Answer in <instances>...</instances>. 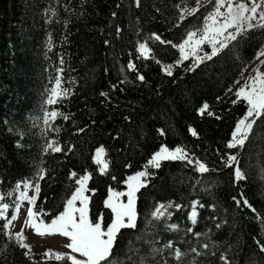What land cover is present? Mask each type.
I'll return each mask as SVG.
<instances>
[{
	"label": "trees",
	"instance_id": "obj_1",
	"mask_svg": "<svg viewBox=\"0 0 264 264\" xmlns=\"http://www.w3.org/2000/svg\"><path fill=\"white\" fill-rule=\"evenodd\" d=\"M201 4L181 20L196 0H0V202L10 205L9 217L21 182L39 183L33 211L50 221L88 173L89 215L102 213L106 226L112 220L105 206L109 188H124L128 176L144 170L136 227L117 237L118 264H264V117L242 147H227L247 108L233 103L232 89L264 48V28L239 35L211 60L198 63L190 52L177 65L175 46L212 11V3ZM209 49L202 45L198 57ZM57 77L59 92L67 94L47 104ZM204 103L214 115H200ZM53 111L61 115L43 131L42 116ZM50 139L61 151H45ZM161 144L182 147L187 159L149 165ZM101 147L104 172L94 161ZM231 155L237 159L228 166ZM189 160L204 161L208 171ZM236 164L243 179L235 177ZM193 202L195 223L189 218ZM168 203L170 216L154 219L157 206ZM4 223L0 219V264H68L23 261L27 249Z\"/></svg>",
	"mask_w": 264,
	"mask_h": 264
},
{
	"label": "snow or ice",
	"instance_id": "obj_2",
	"mask_svg": "<svg viewBox=\"0 0 264 264\" xmlns=\"http://www.w3.org/2000/svg\"><path fill=\"white\" fill-rule=\"evenodd\" d=\"M138 2V0H137ZM207 3H212V11L203 18V27L195 31L187 33V38L182 44L176 45L178 47L182 58L178 60L177 65L181 64L183 60L188 58L185 54V48L191 49V53L195 52L205 43L211 45V53H205L202 57H197V62H203L204 60H211L213 56L217 55L222 49L228 47L231 41L237 40V37L242 34H246L248 30L253 28H264V0H206ZM197 7H193L190 10H182L181 20L185 19L184 13L187 15H193L202 7L201 0H196ZM231 29L232 31H229ZM198 37V38H197ZM159 39V37H156ZM170 43V42H169ZM140 49L145 52L146 45L141 44ZM150 51V50H147ZM264 56V49L257 53L256 58L259 59ZM61 63L63 61L61 60ZM261 64H264V60H261ZM172 65L165 67V72L168 75H172ZM129 68H134L133 64H129ZM194 70V69H188ZM62 71V69H61ZM256 75L249 76L245 83L237 89L235 92L236 99L233 103L240 101L246 102L247 111L246 114L237 122L235 130L232 133V139L229 141L227 147L235 148L237 146H243L245 140L248 138L249 133L253 130V126L257 123V120L264 117V72H260L259 68L255 70ZM139 80L143 81L144 77L141 75L138 77ZM238 83V81H237ZM60 85V79H56V87L51 89L46 103L53 104L55 99L60 95H66L65 92H58L57 89ZM231 91V89H229ZM102 95H106L103 94ZM209 105L204 103L199 109L200 115L207 113L209 116L214 113L208 111ZM57 115H61L55 111L45 112V123L47 118H55ZM254 117V118H253ZM67 118V117H65ZM250 118H253L250 120ZM58 131V129H56ZM193 135H197L194 129L191 130ZM161 134H163L161 130ZM55 142L50 143L48 148L53 151H61L59 147L54 146ZM97 162L101 163V155L104 153V149L98 148ZM176 159H187V153L181 147L175 149H169L167 146H161L160 149L153 155L149 164L155 167H160V162L165 160H176ZM236 156L231 155L228 157L226 164L231 166V162L236 161ZM189 163H195L197 170L201 173L207 172V166L199 160H189ZM106 168L107 165L105 164ZM103 170V169H102ZM43 169L37 173L39 179H43ZM146 172H140L134 177H130L129 180L137 181L140 177L145 176ZM73 176L76 174L73 173ZM235 177L237 180L243 179V173L239 168L235 170ZM90 179L88 174L80 177L76 180L79 187L72 193L71 197L67 199L64 210L58 215L54 216L49 223H45L42 210L33 211L35 201L40 192V185L36 182L34 185L30 181L21 182L25 189L35 187L36 195L29 196L27 191H21L18 201H28L33 207H29L27 211V218L24 221L25 225L31 227L35 232L40 235H54L60 234L69 239V243L66 245L71 251L69 253L55 252L52 249H48L44 256L49 260L55 259L56 261H66L68 264H118V261L113 257L114 249L118 243L117 237L121 233L122 229L135 228L136 227V211H135V200L134 193L136 188L131 184L129 185V191L127 192L128 202L115 203L113 196L119 197L125 195V193H113L105 201L106 208L111 209L114 213V218L111 223H108L105 227L103 214H93L90 217V209L88 207L89 197L84 195L86 182ZM21 183H17L16 190L21 188ZM7 195H11L8 193ZM4 200V195H0V201ZM79 201L80 206H76V202ZM244 205L251 207L248 201L245 199L242 201ZM241 201H237L240 204ZM195 204H193V210L191 213V219L195 223L196 210ZM10 205L8 203L0 202V219L5 220L2 225L3 229H8L12 222L17 220L18 213L20 211V203H15V208L8 216V209ZM171 207V205H159L155 211L152 212L154 219H159L164 215L162 209ZM179 208V205H176ZM255 211V209H253ZM170 216V213H169ZM36 217H40L39 223L36 222ZM94 217V218H93ZM126 218V219H125ZM170 228L174 229L176 225H169ZM15 239L19 243V246L31 251V246L25 243L26 237L24 236L23 229L14 234ZM170 247L171 245H166ZM207 247V245H205ZM261 251H264V245H259ZM155 251V249H154ZM27 254V253H26ZM79 254V257L77 255ZM177 257L181 255L179 250L176 252ZM223 259V257H222Z\"/></svg>",
	"mask_w": 264,
	"mask_h": 264
},
{
	"label": "rangeland",
	"instance_id": "obj_3",
	"mask_svg": "<svg viewBox=\"0 0 264 264\" xmlns=\"http://www.w3.org/2000/svg\"><path fill=\"white\" fill-rule=\"evenodd\" d=\"M229 31H232L231 29H229ZM187 38V37H186ZM185 38V39H186ZM198 38V37H197ZM184 39V40H185ZM183 40V41H184ZM183 41L180 43L182 44ZM141 45V44H140ZM140 45H139V49H140ZM207 46L210 48L209 50H211V45L207 44ZM204 49V48H203ZM264 49V48H263ZM205 50V49H204ZM203 50V51H204ZM180 51V50H179ZM191 52V49L186 47L185 48V54H189ZM195 54L197 55V57L199 56V53H198V50L195 52ZM205 55V53H204ZM182 58V54L180 52V55H179V60H181ZM261 60H264V56H261L259 59L255 58V60L249 64V66L247 67L246 71L244 72V74L242 75V77L239 79L238 83L235 84V86L233 87L232 89V92L235 94V92L237 91V89H239L244 83L245 81L248 79L249 76H254L256 75V72L255 70L257 68H259V71L260 72H264V64H261ZM166 66L163 67V69H165ZM165 71V70H164ZM56 87V82L54 83V85L51 87L54 88ZM51 89H50V93L49 95L51 94ZM57 91L59 92V88L57 89ZM49 97V96H48ZM56 97H53V99H55ZM246 111H247V108H246ZM246 111L244 113V115L246 114ZM243 115V116H244ZM241 116L237 122L243 117ZM43 118L41 119V126L40 128L44 131V130H48L49 129V124H50V119L51 117H48L47 118V123H45V113L43 114L42 116ZM254 118V117H253ZM253 118H250L253 119ZM236 122V124H237ZM236 124L233 128V131L235 130V127H236ZM232 131V133H233ZM231 139H232V135H231ZM230 139V140H231ZM52 143L51 139L48 140V143L46 144V147ZM161 146H166L165 144H161L159 146V148L152 154V156L150 157V159L148 160V164H149V161L152 159L153 155L160 149ZM177 147H180V146H176L174 148H169V149H175ZM182 148V147H181ZM96 154V153H95ZM104 155V154H103ZM103 155H101L100 157V160L102 161L101 163H98L95 159V155H94V161L98 164V168H99V171L100 172H104L106 170V168L104 167V161H103ZM200 162L204 163L206 165V163L202 160H199ZM151 165V164H149ZM197 168V166H196ZM236 168H239L238 165L236 164L235 167H234V173H235V170ZM103 169V170H102ZM140 172H145L144 170H141V171H138V172H135L133 174H131L130 176L127 177L126 181H125V187L122 188V189H115V188H109L108 190V194H107V197L105 199V201L109 198V196L113 193H125V195L123 196H119V197H116V196H113V201L115 203H124L126 204L128 202V197H127V192L129 191V185L131 184L133 187L136 188V191L134 193V200H135V204H136V192L138 190V188L144 183V176L140 177L139 180L137 181H131L129 180L130 177H134L136 176L138 173ZM88 173H85L83 174L82 176L86 175ZM89 175V174H88ZM80 176V177H82ZM79 177V178H80ZM87 183L88 181L86 182V185H85V191H84V195L85 196H88L87 193H86V188H87ZM35 184V183H34ZM33 184V185H34ZM79 187V185L77 184L76 188ZM75 188V190H76ZM74 190V191H75ZM23 191H27V194L29 196H33L36 194L35 192V187H30L28 189H25ZM73 191V192H74ZM72 195V194H71ZM71 197V196H70ZM69 197V198H70ZM20 211L18 213V217H17V220L13 221L12 222V225L7 229V233L13 237V239L17 242V240L15 239V236L14 234L16 232H19L21 231V229H23V233H24V236L26 237L25 239V243L29 244L31 246V251L27 250V254L24 255V257L22 258L23 261H36V260H39V259H48L44 256V253L48 250V249H52L53 251L55 252H60V253H69L71 250L68 249L66 247V245L69 243V239L60 235V234H54V235H44V236H40L38 235L35 230L31 227H28L27 225H25L24 221L26 220L27 218V211H28V208L29 207H32V205L29 204L28 201H23V202H20ZM193 204L194 202L192 203L191 205V208H190V212H189V218L191 217V213H192V210H193ZM159 205H162V204H159ZM158 205V206H159ZM165 205H171V203H168V204H165ZM76 206L79 207L80 206V203L79 201L76 202ZM157 206V207H158ZM88 207H89V202H88ZM172 207V205H171ZM171 207H168L166 209H162V211L164 212V215H168L169 214V209ZM195 207H196V204H195ZM64 210V209H63ZM62 210V211H63ZM111 210V209H110ZM156 210V209H155ZM61 211V212H62ZM135 211H136V206H135ZM112 212V211H111ZM114 218V213L112 212V219ZM36 222L39 223V220H40V217H36ZM126 219V218H125ZM191 219V218H190ZM192 220V219H191ZM51 221V220H50ZM50 221H45V223H49ZM112 221V220H111ZM111 223V222H110ZM106 227V226H105ZM18 243V242H17ZM19 244V243H18ZM77 255L78 258L79 257V254H75Z\"/></svg>",
	"mask_w": 264,
	"mask_h": 264
},
{
	"label": "bare ground",
	"instance_id": "obj_4",
	"mask_svg": "<svg viewBox=\"0 0 264 264\" xmlns=\"http://www.w3.org/2000/svg\"><path fill=\"white\" fill-rule=\"evenodd\" d=\"M103 154H104V153H103ZM103 154H102V155H103ZM95 159H96V161H97V153L95 154ZM190 218H191V217H190Z\"/></svg>",
	"mask_w": 264,
	"mask_h": 264
},
{
	"label": "water",
	"instance_id": "obj_5",
	"mask_svg": "<svg viewBox=\"0 0 264 264\" xmlns=\"http://www.w3.org/2000/svg\"><path fill=\"white\" fill-rule=\"evenodd\" d=\"M192 222H193V220H192Z\"/></svg>",
	"mask_w": 264,
	"mask_h": 264
}]
</instances>
